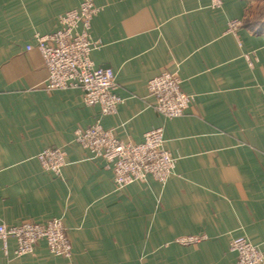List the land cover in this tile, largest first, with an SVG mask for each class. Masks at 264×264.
<instances>
[{
  "label": "crops",
  "instance_id": "0c3cea01",
  "mask_svg": "<svg viewBox=\"0 0 264 264\" xmlns=\"http://www.w3.org/2000/svg\"><path fill=\"white\" fill-rule=\"evenodd\" d=\"M81 1L0 0V224L61 218L72 243L71 258L45 240L17 257L16 239L0 240V264H233L230 243L242 236L264 254V0H94L101 45L91 57L114 70L124 100L105 116L80 89L44 87L36 35ZM164 71L191 97L181 117L159 115L148 94ZM97 120L124 143L163 127L174 174L116 190L108 162L75 142ZM50 147L66 152L60 176L37 159ZM189 235L204 239L174 242Z\"/></svg>",
  "mask_w": 264,
  "mask_h": 264
},
{
  "label": "built area",
  "instance_id": "2783aa9c",
  "mask_svg": "<svg viewBox=\"0 0 264 264\" xmlns=\"http://www.w3.org/2000/svg\"><path fill=\"white\" fill-rule=\"evenodd\" d=\"M221 0H211L212 7H220ZM100 8L94 0H82L79 7L59 17L60 27L46 35H36L39 50L48 71L44 84L47 91L80 89L86 106H98L101 116L115 114L124 102L116 93L115 72L110 67H96L91 53L100 47V42L91 34L92 21ZM242 25L239 20L228 23V31L235 33ZM32 46H28V50ZM248 64L253 67L254 53L246 54ZM148 94L154 98V109L167 119L185 114L191 103L189 94L182 90V80L173 72L164 71L147 83ZM75 142L89 151L94 158H103L112 167L114 187L122 190L135 182H147L152 178L165 184L174 174L176 158L165 148L163 127L154 128L144 134L140 143H124L113 130L106 129L97 120L85 129H77ZM37 159L45 171L60 176L66 165V152L62 148L50 147L42 150ZM15 238V255L21 257L33 252L40 240H45L49 251L64 258H71L72 243L61 218L44 224L23 222L8 226L0 224V240L6 244ZM204 236H180L175 243L181 246L197 245ZM230 250L236 255L233 264H264V254L245 237L232 239Z\"/></svg>",
  "mask_w": 264,
  "mask_h": 264
},
{
  "label": "trees",
  "instance_id": "16d2710c",
  "mask_svg": "<svg viewBox=\"0 0 264 264\" xmlns=\"http://www.w3.org/2000/svg\"><path fill=\"white\" fill-rule=\"evenodd\" d=\"M264 26V21L263 22H259V24H257V29H261ZM256 29V28H254Z\"/></svg>",
  "mask_w": 264,
  "mask_h": 264
}]
</instances>
